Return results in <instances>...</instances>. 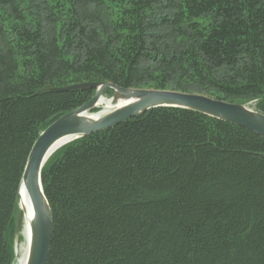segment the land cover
Here are the masks:
<instances>
[{
	"label": "trees",
	"instance_id": "obj_1",
	"mask_svg": "<svg viewBox=\"0 0 264 264\" xmlns=\"http://www.w3.org/2000/svg\"><path fill=\"white\" fill-rule=\"evenodd\" d=\"M103 82L264 115V0H0V264L33 143L94 94L51 90ZM41 183L46 264H264V140L243 128L153 109L64 145Z\"/></svg>",
	"mask_w": 264,
	"mask_h": 264
},
{
	"label": "water",
	"instance_id": "obj_2",
	"mask_svg": "<svg viewBox=\"0 0 264 264\" xmlns=\"http://www.w3.org/2000/svg\"><path fill=\"white\" fill-rule=\"evenodd\" d=\"M112 90L108 111L91 114L106 90ZM94 90L92 98L50 124L40 133L27 157L17 192L24 191L29 199L33 219L25 264H46L51 238L52 214L44 196L41 172L51 155L64 145L134 119L153 109L172 108L191 111L243 128L264 140V115L247 104H231L198 94L169 90L122 89L110 83H82L52 89V93ZM58 147V148H57ZM57 148V149H56ZM21 213L16 214V233L21 232Z\"/></svg>",
	"mask_w": 264,
	"mask_h": 264
},
{
	"label": "bare ground",
	"instance_id": "obj_3",
	"mask_svg": "<svg viewBox=\"0 0 264 264\" xmlns=\"http://www.w3.org/2000/svg\"><path fill=\"white\" fill-rule=\"evenodd\" d=\"M97 107L102 108V111L99 115H103L104 113H106V111H108V108L110 107V103L108 100H105L103 98L99 100ZM17 211L21 213V217H22L20 235L23 238V242L21 245H17L15 248V256H16L15 264H25L29 249L30 227L33 219V213L31 210L29 199L26 193L22 190L19 193V197L17 201Z\"/></svg>",
	"mask_w": 264,
	"mask_h": 264
},
{
	"label": "rangeland",
	"instance_id": "obj_4",
	"mask_svg": "<svg viewBox=\"0 0 264 264\" xmlns=\"http://www.w3.org/2000/svg\"><path fill=\"white\" fill-rule=\"evenodd\" d=\"M103 98L105 99V100H109L110 99V97H107V96H104L103 95ZM234 104H237V103H234ZM251 109H254V105L252 104V103H249V104H247ZM97 109V113L98 112H101L102 111V108L101 107H97L96 108ZM99 110V111H98ZM93 111V110H92ZM91 111V114H95L96 112H92ZM22 242H23V238H22V236L20 235V234H17L16 233V237H15V242H14V247H13V251H14V261H13V264H15V261H16V256H15V248H16V246L17 245H21L22 244Z\"/></svg>",
	"mask_w": 264,
	"mask_h": 264
}]
</instances>
